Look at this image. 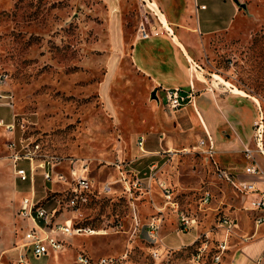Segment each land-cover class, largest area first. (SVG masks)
Listing matches in <instances>:
<instances>
[{"label": "rangeland", "instance_id": "obj_1", "mask_svg": "<svg viewBox=\"0 0 264 264\" xmlns=\"http://www.w3.org/2000/svg\"><path fill=\"white\" fill-rule=\"evenodd\" d=\"M98 6L94 0H0V93L11 98V107L0 99V118L14 115L23 124L13 136L0 127V264H17L25 223L17 209L30 196V184L13 173L6 146L19 137L37 143L43 154L83 164L94 186L85 203L69 213L62 209L66 184L34 175L33 202L55 210L58 221L71 217L93 233L73 234L61 250L26 258V264H79L77 254L90 260L125 254L114 264H229L232 249L254 226V214L204 161L199 126L181 107L168 108L160 91L152 98L147 80L129 62L133 6L123 13L127 33L117 53ZM244 19L240 33L212 43L224 51L211 53L201 73L222 70L221 78L245 92L244 98L256 99L247 146L254 148L259 125L264 143V0H255ZM140 138L144 152L137 145ZM150 163L155 168L148 180ZM135 179L140 184L133 185ZM104 182L112 184L108 194L100 191ZM159 183L170 189L177 210L163 199ZM205 192L209 200L203 203ZM179 210L195 218L193 229L178 230ZM151 218L159 222L155 240L145 232ZM222 218L231 221L228 231ZM183 236L188 238L182 243L173 242ZM223 241L225 249L214 262L211 256ZM197 248L203 250L199 259Z\"/></svg>", "mask_w": 264, "mask_h": 264}, {"label": "crops", "instance_id": "obj_2", "mask_svg": "<svg viewBox=\"0 0 264 264\" xmlns=\"http://www.w3.org/2000/svg\"><path fill=\"white\" fill-rule=\"evenodd\" d=\"M94 1L104 10L108 38L115 53L123 51L127 33L123 13H127L129 5L133 6L136 24L129 31L126 54L132 67L145 77L154 94L157 91L163 94V90L169 88L182 91L192 88V102L183 104L181 108L187 119L199 126V139H204L206 134L211 139V156L204 153L205 146L199 145L206 164L212 169L214 166L224 169L236 180H250L264 192V154L252 152L254 164L260 171L258 175L243 171L247 161L242 148L251 143L249 128L255 115L256 99L251 96V100L244 98L248 96L245 92L221 78L222 70H204V74L201 73L203 63H210L207 57L211 53L224 51L221 44L214 50L212 43L226 42L240 33L245 20L244 11L255 0H237L245 4V10L233 0ZM139 23L150 33L148 37H136ZM227 86L241 97L228 92ZM13 116L3 120L10 121ZM13 133L8 134L13 136ZM261 215L263 221L251 227L246 237L232 249L229 264H264V212ZM24 221L23 232L31 224L25 218ZM186 238L179 237L173 242L182 243ZM19 251L20 246L17 247ZM24 252L26 258L39 259L32 257L27 250Z\"/></svg>", "mask_w": 264, "mask_h": 264}, {"label": "built area", "instance_id": "obj_3", "mask_svg": "<svg viewBox=\"0 0 264 264\" xmlns=\"http://www.w3.org/2000/svg\"><path fill=\"white\" fill-rule=\"evenodd\" d=\"M203 7V6H200ZM150 35L145 31L142 23H139L136 28V37L146 38ZM2 81H0L1 84ZM1 92V91H0ZM193 91L190 88L189 91H182L179 88H169L163 90V99L165 105L171 110L180 108L183 104L192 102ZM8 97V98H7ZM0 99H7L3 102L4 105L11 107V98L7 95L0 93ZM0 127H2L7 133H13L15 127L22 129L23 124L17 123L14 116L10 121H4L0 118ZM199 145L205 146L204 153L208 156L212 155V142L210 137L206 134L204 139H199ZM140 151L142 149V139H138L137 142ZM9 149V158L12 164L13 173L20 182H28L30 184V196L23 197L17 209L18 215L21 218L27 219L31 222L30 226L23 232L21 236V242L19 244L21 251L17 254L16 263L26 264V257L24 250L30 252L34 258H40L47 256L49 252H56L62 249L63 241L73 234H78L84 231L93 232L89 228H84L73 224L71 217H64L58 221L54 214L55 210H46L36 202H33V177L36 173L41 175L44 181H51L54 183L66 184V190L64 191V207L62 209L69 213H75L79 206L85 203L88 193L94 188L92 180L84 174L83 164L73 159H58L54 156L43 154L39 152V146L37 143L25 142V138L19 137L17 142L9 140L6 143ZM242 152L247 163L243 167L245 174L258 175L259 169L254 164L253 153L264 154V143L262 142V130L261 125L256 128L254 132V148L243 146ZM25 161L26 166L22 167L18 165V162ZM63 164L67 167L66 172L55 171L56 165ZM155 164L151 163L147 166L148 180L153 177V169ZM213 172L218 179L226 181L231 185L242 197L243 207L246 210L256 212L253 218V224L257 225L263 221L264 212V192L258 190L252 181L250 180H236L225 171L224 169L213 167ZM140 184L137 179L133 182V185ZM112 184L104 182L101 184L100 191L104 194H108L111 190ZM161 187L163 199L170 205L173 210L178 209V204L173 200L170 189L166 186ZM209 200V194L205 192L201 201L203 203ZM178 217V230L188 231L194 228L196 221L192 215H187L183 211L179 210ZM221 223L224 224L226 231L231 228V221L222 218ZM159 222L154 218H151L146 223L147 236L155 240L158 230ZM225 249V242H219L216 252L211 256L212 261L217 262L220 259V254ZM23 250V251H22ZM203 250L197 248V252L194 255L195 259L201 258ZM123 256L118 258L112 256H100L94 260L83 255L77 254L76 261L79 264H114L118 259H123Z\"/></svg>", "mask_w": 264, "mask_h": 264}, {"label": "water", "instance_id": "obj_4", "mask_svg": "<svg viewBox=\"0 0 264 264\" xmlns=\"http://www.w3.org/2000/svg\"><path fill=\"white\" fill-rule=\"evenodd\" d=\"M234 3H236L239 7H241L243 10H245V4L244 3H240L238 2L237 0H233ZM150 96L152 98H155V95H154V91H151L150 92Z\"/></svg>", "mask_w": 264, "mask_h": 264}, {"label": "bare ground", "instance_id": "obj_5", "mask_svg": "<svg viewBox=\"0 0 264 264\" xmlns=\"http://www.w3.org/2000/svg\"><path fill=\"white\" fill-rule=\"evenodd\" d=\"M93 233V232H92Z\"/></svg>", "mask_w": 264, "mask_h": 264}]
</instances>
